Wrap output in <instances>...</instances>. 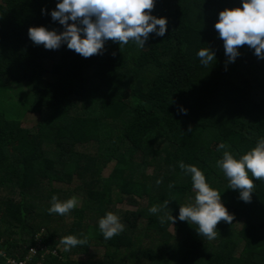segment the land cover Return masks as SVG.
<instances>
[{
	"label": "trees",
	"instance_id": "obj_1",
	"mask_svg": "<svg viewBox=\"0 0 264 264\" xmlns=\"http://www.w3.org/2000/svg\"><path fill=\"white\" fill-rule=\"evenodd\" d=\"M58 2L0 0V102L38 116L26 128L0 112V264L32 248L27 264H264V180L245 203L216 166L223 151L239 159L264 138V59L243 45L228 62L214 27L242 0H154L163 37L150 34L143 48L109 40L90 58L29 39V27L64 31L51 17ZM206 47L207 66L197 56ZM180 161L201 169L234 216L215 239L178 219L194 202ZM53 195L80 205L49 214ZM109 211L125 228L105 240L98 220ZM67 235L88 243L64 251Z\"/></svg>",
	"mask_w": 264,
	"mask_h": 264
},
{
	"label": "clouds",
	"instance_id": "obj_2",
	"mask_svg": "<svg viewBox=\"0 0 264 264\" xmlns=\"http://www.w3.org/2000/svg\"><path fill=\"white\" fill-rule=\"evenodd\" d=\"M154 8V0H59L51 11V17L53 21L63 25L64 31L57 33L43 26L29 27L28 37L33 44L43 45L47 50L59 49L66 43L68 49L84 58L101 54L105 42L109 40L118 43L120 48L130 42L143 48L150 34L163 37L167 32V18L152 15ZM45 11L42 9V13ZM214 27L224 42L228 62L235 61L240 55L239 47L243 45L254 49V54L264 59V0H242V8H225L219 12V19ZM197 56L205 66L215 59V53L209 47L201 48ZM180 111L187 114L186 109ZM227 147L221 143L218 150ZM216 166L228 178L229 188L239 191V199L250 203L254 180H264V138H260L256 146L239 159L230 151H223ZM179 167L191 177L194 202L180 204L178 219L189 224L195 223L199 236L215 239L217 232L214 229L217 224L221 221L232 224L234 216L223 205L218 191L206 182V176L199 167L183 161L179 162ZM245 169L251 172L252 179ZM161 182L156 181L157 184ZM172 187L174 185L170 184L169 188ZM78 204L76 196L61 201L53 195L48 212L67 215ZM167 206L168 201H165L163 207ZM149 211L156 214L160 207L153 205ZM167 219L174 223L176 218L169 215ZM160 222L165 223L164 216L160 217ZM98 226L105 240L119 235L125 228L120 217L110 211L98 220ZM87 243V237L78 239L74 235H67L61 238L64 251Z\"/></svg>",
	"mask_w": 264,
	"mask_h": 264
},
{
	"label": "rangeland",
	"instance_id": "obj_3",
	"mask_svg": "<svg viewBox=\"0 0 264 264\" xmlns=\"http://www.w3.org/2000/svg\"><path fill=\"white\" fill-rule=\"evenodd\" d=\"M0 112H4V114L10 119L19 120L21 125L23 127H26V128L33 126L34 123L38 119V116L36 114H31L28 112L21 111V110L17 109L13 104H10V103L7 104L4 102H0ZM108 171H109V168H106L103 171V175H106L108 173ZM74 196L78 197V199H79L78 206H79L81 198L78 195H74ZM124 208H129V207H124ZM236 227H238V225H236ZM100 253L101 252H100L99 247H91L89 249V255H91V256L97 255Z\"/></svg>",
	"mask_w": 264,
	"mask_h": 264
},
{
	"label": "built area",
	"instance_id": "obj_4",
	"mask_svg": "<svg viewBox=\"0 0 264 264\" xmlns=\"http://www.w3.org/2000/svg\"><path fill=\"white\" fill-rule=\"evenodd\" d=\"M34 254V249L29 250L28 256L25 258V261H15V260H9L10 264H27V261L30 259V256Z\"/></svg>",
	"mask_w": 264,
	"mask_h": 264
}]
</instances>
